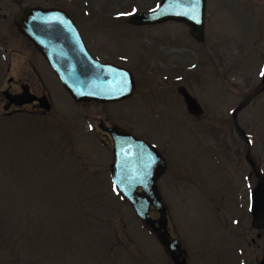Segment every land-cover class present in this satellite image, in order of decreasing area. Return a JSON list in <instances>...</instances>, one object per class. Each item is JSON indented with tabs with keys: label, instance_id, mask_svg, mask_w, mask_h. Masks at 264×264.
<instances>
[{
	"label": "rangeland",
	"instance_id": "374dc122",
	"mask_svg": "<svg viewBox=\"0 0 264 264\" xmlns=\"http://www.w3.org/2000/svg\"><path fill=\"white\" fill-rule=\"evenodd\" d=\"M159 2L0 0V264L159 263L161 244L111 181V141L99 123L160 151L167 230L187 254L253 264L264 248L249 211L258 181L251 162L264 176V0H206L202 42L173 20L127 22ZM22 5L108 23L97 45L132 71L130 98L75 102L19 36L14 15ZM20 83L46 94L50 110L33 102L6 108L2 92H19ZM179 85L201 116L186 110ZM150 215L159 216L153 208Z\"/></svg>",
	"mask_w": 264,
	"mask_h": 264
},
{
	"label": "water",
	"instance_id": "95a60500",
	"mask_svg": "<svg viewBox=\"0 0 264 264\" xmlns=\"http://www.w3.org/2000/svg\"><path fill=\"white\" fill-rule=\"evenodd\" d=\"M206 0H160L152 9L131 12L127 22L132 25L162 23L167 20L182 21L197 41L204 40ZM16 29L31 41L42 53L61 85L75 102H115L130 97L135 90L132 73L127 68L110 62H101L86 50L76 24L59 7L22 5L14 15ZM264 71V68H263ZM264 88V75L261 77ZM186 110L195 117L203 114V108L184 85L176 88ZM7 106L17 107L36 102L49 111L46 94L33 93L27 83L11 94L2 92ZM238 124L237 122H235ZM113 141L114 159L110 166L112 183L135 210L136 215L154 233L159 243L170 253H182L181 242L172 238L165 229L166 206L157 187V179L165 168L161 154L143 139L115 126H104ZM249 159V158H248ZM260 175V174H259ZM153 208L158 214L150 215ZM249 210L253 225L264 230V176L260 175L249 190ZM176 264H187L185 258L174 259ZM258 264H264V254Z\"/></svg>",
	"mask_w": 264,
	"mask_h": 264
},
{
	"label": "flooded vegetation",
	"instance_id": "af4514ba",
	"mask_svg": "<svg viewBox=\"0 0 264 264\" xmlns=\"http://www.w3.org/2000/svg\"><path fill=\"white\" fill-rule=\"evenodd\" d=\"M67 14L70 16V18L76 24L77 29H78V31L80 33V36H81V38L83 40L84 46H85L87 52L92 57H94L95 59H97V60H99L101 62H110V63L116 64L118 66H121V67H124V68H127L128 70H130V68L127 66V64L125 63V61H111V60L105 59V58H103L101 56L102 55L101 52L104 51V49L108 48V46H103V45L99 46V45H97V41H98L100 35L101 36H105V35H107L111 31L112 28L109 27L108 23H101L102 26H98L97 23H92V21L91 22L90 21H87L85 18H81L80 17L79 18L81 20L80 21L79 19H77L76 17H74L72 14H70L68 12H67ZM176 22L183 23L188 28V31H189V27L187 26V24H185L182 21H176ZM17 32H18L19 36L24 39V42L29 47H31V49L35 52V54L48 66L49 71L50 72H53V74L56 76V74L51 69L50 65L48 64V62L46 61V59L44 58V56L42 55V53L37 50V48L34 46V44L31 41H29L26 36H24L23 34H21L18 30H17ZM9 67H10V63L7 66V69L8 70H9ZM130 72L132 73L131 70H130ZM21 84L22 83H20V88H21ZM135 88H136V84H135ZM17 92H12L11 94H14V93H17ZM129 98L130 97H127V98H125L123 100L129 99ZM88 102H96V101H88ZM116 102H122V101L120 100V101H115V102H105L103 104H106V103H108V104L109 103H116ZM33 103L36 104L37 102H33ZM79 103H84V102H79ZM103 124H105V123H103ZM109 124L110 123H106V125H109ZM112 124H114V123H112ZM100 125H101V123L98 124V127H99V129L100 128L102 129L101 131L104 133V136L110 138V141H111V153H112V156H113V159H114V154H113V141H112V138L110 137L109 132L107 130H105V128L101 127ZM110 126H112V125H110ZM114 126L116 127V129L118 131L125 130L122 127H118L117 125H114ZM134 136L137 137V138L143 139L152 148H156L152 143H150L146 139L141 138V137H138L137 135H134ZM156 150L158 152H160L157 148H156ZM109 169H110V167H109ZM251 169L252 170L250 172V175H252V173H254L255 176L257 177V180H258V174L256 172V167L253 165V162H251ZM156 182H157V185H158L159 179ZM256 183H257V181H256ZM252 225H253V217H252ZM165 229L167 230V226H165ZM256 229L259 230V232L257 233V237L260 238L262 236V234H264V230L261 229V228H256ZM169 234H170V236L172 238H176L172 233L169 232ZM252 241H254V239H252ZM162 248L164 250V255L159 258L160 261H159L158 264H176L174 259H182V258H185L186 259L187 264H224L223 262H221V263H212V262H209V261L205 262V261H203V257H201V258L199 257V254L198 255H195V254L192 253V255H191L190 253L187 254L185 251H183L182 253L176 252V253L170 254L163 246H162ZM263 254H264V248L262 249V251L260 252V254H256L254 256L253 264H258L259 261L261 260L262 256H263ZM166 259H167V261H166ZM242 264H247V263L246 262H243Z\"/></svg>",
	"mask_w": 264,
	"mask_h": 264
},
{
	"label": "snow or ice",
	"instance_id": "6c2138e0",
	"mask_svg": "<svg viewBox=\"0 0 264 264\" xmlns=\"http://www.w3.org/2000/svg\"><path fill=\"white\" fill-rule=\"evenodd\" d=\"M261 75H264V71H262Z\"/></svg>",
	"mask_w": 264,
	"mask_h": 264
}]
</instances>
